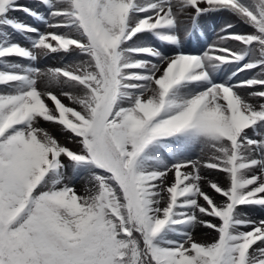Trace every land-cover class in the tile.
I'll list each match as a JSON object with an SVG mask.
<instances>
[{
	"label": "snow or ice",
	"instance_id": "snow-or-ice-1",
	"mask_svg": "<svg viewBox=\"0 0 264 264\" xmlns=\"http://www.w3.org/2000/svg\"><path fill=\"white\" fill-rule=\"evenodd\" d=\"M242 207L264 209V0H0V264H264Z\"/></svg>",
	"mask_w": 264,
	"mask_h": 264
},
{
	"label": "rangeland",
	"instance_id": "rangeland-1",
	"mask_svg": "<svg viewBox=\"0 0 264 264\" xmlns=\"http://www.w3.org/2000/svg\"><path fill=\"white\" fill-rule=\"evenodd\" d=\"M35 2H33L32 4H34ZM14 16H17V17H20V18H24L23 15L21 12H18V13H13ZM244 27V29H247L249 30L250 27H246V26H242ZM251 30V29H250ZM208 41V40H207ZM71 59H76V57H72L70 58ZM70 60L68 61H63V62H70ZM62 62V58L59 57V56H51L49 57L48 59L46 60H42L41 61V65L42 66H59ZM41 88L44 87V83L41 82ZM66 103L68 101H65ZM42 127H44L45 129H47L49 132H51L54 136H56L57 139H59L61 142L67 144V146L69 147H76V143L71 139L69 138L68 136H66L58 126L54 125V124H51V123H42L41 124ZM197 155H199V150H197ZM195 158V157H193ZM74 187L77 191L78 194L80 195H85L87 194L93 187L91 181H90V177L88 174L86 173H81L78 177H76L74 179ZM216 199L219 200L221 199L220 196L217 194L216 195ZM241 212H246L248 209L245 208V207H242L241 209ZM264 216V215H262ZM215 222V221H214ZM202 228H205V229H208L204 226H200ZM194 230V229H193ZM211 234L209 235L210 237L208 238V240H205V239H200L201 241L200 242H210L211 240H213L216 236V233L209 229Z\"/></svg>",
	"mask_w": 264,
	"mask_h": 264
},
{
	"label": "bare ground",
	"instance_id": "bare-ground-1",
	"mask_svg": "<svg viewBox=\"0 0 264 264\" xmlns=\"http://www.w3.org/2000/svg\"><path fill=\"white\" fill-rule=\"evenodd\" d=\"M188 27L187 24H181V35L183 36L185 34L184 30ZM247 27V26H246ZM238 31H250L247 29H244V27L242 26H238L237 27ZM252 30V29H251ZM206 38H207V42L211 43L213 40L216 39V35L215 32L213 31V25H209L207 32H206ZM248 210L246 212H242V213H247V215L253 219H261L264 218V209H260V208H247ZM211 234L209 229H205L202 228L200 226H197L196 228H194L193 230V235L195 237V239L197 241H201L200 239H205L208 240V238L210 237L209 235Z\"/></svg>",
	"mask_w": 264,
	"mask_h": 264
}]
</instances>
